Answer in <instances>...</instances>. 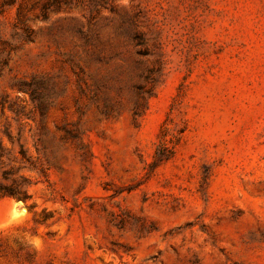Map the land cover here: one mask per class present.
<instances>
[{
    "label": "rangeland",
    "instance_id": "1",
    "mask_svg": "<svg viewBox=\"0 0 264 264\" xmlns=\"http://www.w3.org/2000/svg\"><path fill=\"white\" fill-rule=\"evenodd\" d=\"M0 264H264V0H0Z\"/></svg>",
    "mask_w": 264,
    "mask_h": 264
},
{
    "label": "trees",
    "instance_id": "2",
    "mask_svg": "<svg viewBox=\"0 0 264 264\" xmlns=\"http://www.w3.org/2000/svg\"><path fill=\"white\" fill-rule=\"evenodd\" d=\"M16 194H19L20 196H22L23 198L26 197V193L25 191H15ZM13 193V191H10V194H15Z\"/></svg>",
    "mask_w": 264,
    "mask_h": 264
}]
</instances>
